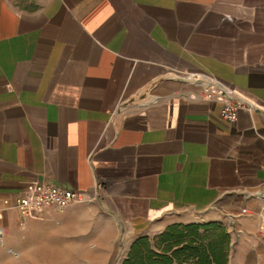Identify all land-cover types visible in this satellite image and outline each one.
<instances>
[{"label": "crops", "instance_id": "1", "mask_svg": "<svg viewBox=\"0 0 264 264\" xmlns=\"http://www.w3.org/2000/svg\"><path fill=\"white\" fill-rule=\"evenodd\" d=\"M211 88L252 108L226 120ZM36 179L83 200L29 219L41 250L0 249L1 264L111 257L119 238L129 253L142 236L209 222L231 236L229 264H264V0H0L10 244L19 214L5 200Z\"/></svg>", "mask_w": 264, "mask_h": 264}, {"label": "trees", "instance_id": "2", "mask_svg": "<svg viewBox=\"0 0 264 264\" xmlns=\"http://www.w3.org/2000/svg\"><path fill=\"white\" fill-rule=\"evenodd\" d=\"M142 236L122 264H229L231 236L218 222L173 224Z\"/></svg>", "mask_w": 264, "mask_h": 264}, {"label": "built area", "instance_id": "3", "mask_svg": "<svg viewBox=\"0 0 264 264\" xmlns=\"http://www.w3.org/2000/svg\"><path fill=\"white\" fill-rule=\"evenodd\" d=\"M207 97L218 98L224 102L221 116L231 122L237 120L239 109L252 108L249 101L236 98L232 93L227 94L221 89H208ZM82 200V193L79 190L46 184L36 179L25 185L14 202L7 199L5 204L8 208H13L18 212L17 223L20 227H23L29 219L41 218L48 208L65 209Z\"/></svg>", "mask_w": 264, "mask_h": 264}, {"label": "rangeland", "instance_id": "4", "mask_svg": "<svg viewBox=\"0 0 264 264\" xmlns=\"http://www.w3.org/2000/svg\"><path fill=\"white\" fill-rule=\"evenodd\" d=\"M46 217V214L44 213L41 218L38 219H44ZM37 219V218H36ZM14 238L12 239V244H10L9 239H6L4 237V234L2 233L0 229V249L3 251V257L15 259L16 256L14 252H12L11 249L15 251H20V252H36L40 251V243H38V247L36 246V241L34 238L27 239L28 235V229L25 228V226L20 227L17 225V232H15ZM151 241L153 242L154 240L152 239L153 237H150ZM94 243V241H92ZM128 240L126 239H120L119 238V248L116 251L114 255L110 257L109 254H100V253H87V254H73L70 255V260H72L71 263L69 264H120L123 262L127 257H128ZM96 246V245H92ZM105 249V248H104ZM130 252V251H129ZM2 260L0 261L1 264ZM38 264H55L51 263L49 259L46 257H41Z\"/></svg>", "mask_w": 264, "mask_h": 264}, {"label": "water", "instance_id": "5", "mask_svg": "<svg viewBox=\"0 0 264 264\" xmlns=\"http://www.w3.org/2000/svg\"><path fill=\"white\" fill-rule=\"evenodd\" d=\"M123 262H121L120 264H122Z\"/></svg>", "mask_w": 264, "mask_h": 264}]
</instances>
